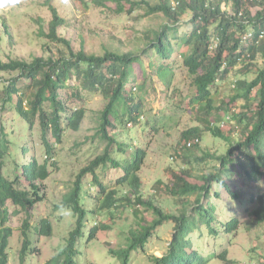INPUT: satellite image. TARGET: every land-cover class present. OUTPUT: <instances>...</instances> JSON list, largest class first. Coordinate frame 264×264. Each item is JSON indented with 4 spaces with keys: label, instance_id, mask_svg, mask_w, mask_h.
I'll return each mask as SVG.
<instances>
[{
    "label": "trees",
    "instance_id": "obj_1",
    "mask_svg": "<svg viewBox=\"0 0 264 264\" xmlns=\"http://www.w3.org/2000/svg\"><path fill=\"white\" fill-rule=\"evenodd\" d=\"M52 1L44 0L52 12L46 36L51 41L65 43L69 54L57 58L34 57L31 61L0 59V72L17 73L0 87L3 108L10 104L31 131L39 122L45 149L43 162L32 155L27 162L18 163L20 155L16 152L28 155L30 145L16 143L5 125L0 127V264H8L7 250L13 235L12 228L5 226L9 219L7 203L11 201L17 208L28 212L43 200L39 182L47 180L59 168L55 145L62 143L64 133L68 129H81L87 115L84 97L89 92L100 93L108 100L96 134L108 143L81 169L73 187L64 196L62 202L76 216V226L65 247L59 248L45 264H80L78 256L81 251L77 246L85 236V229L88 227V238L93 240L100 231L112 229L109 221L114 222L117 218L115 211L119 209L120 202L133 207L132 211L139 218L124 244L119 249L109 250L120 264H130L131 254L146 250L152 232L166 221L175 222L172 240L162 256H151L152 264H210L213 260L224 264L237 263L229 258L228 249L217 253L196 247L195 243L198 246L202 239L196 240L192 233L202 235L205 232L202 224L216 237L223 232L234 234L239 230L241 222L237 216L230 217L228 221L218 219L217 204L212 198L221 199L219 187L228 190L234 199L240 197L250 204L249 211L254 220L264 223V190L259 192L255 189L259 190V185H264V0H93L101 7L116 5L120 13L145 8L148 14H161L166 19L158 30L145 35L146 44L142 52L149 56L150 69L155 66L153 58L159 57L157 74L166 82L167 88L171 87L174 78L172 59L175 53L176 57L183 58L182 64L188 68L193 85L189 104L197 108L201 124L184 131L181 139L183 148L187 153L194 150L200 142L196 139L200 140L204 130L229 145L225 154L215 156L207 153L199 158L204 161L210 157L219 162L214 172L201 176V184L191 182L184 171L174 175L167 190L172 196L187 199L178 215L167 214L152 201L144 200L139 172L147 158V150L133 149L131 143L132 152L126 155V142L119 141L115 134L118 124L123 130L122 135H125L128 126L132 127L144 117L145 100L143 96L136 98L145 85V81L138 82L137 79L145 77L148 72L141 54L109 48L101 53L88 52L84 48L75 51L70 41L59 35V29L70 23L68 15H62L59 8L64 2H69L68 9L82 11L91 3L87 0H63L61 3L57 0L54 6ZM223 3L231 4L233 13L223 9ZM1 19L6 33L12 38L6 19ZM184 28L189 29V33L178 35V31ZM40 34H45L43 27ZM173 39L180 42L173 44ZM176 47L185 50L174 52ZM233 75L242 77L234 80L230 90H223ZM72 78L76 79V84L69 82ZM64 89L68 90L65 99L61 96ZM136 90L139 93L135 95ZM220 95L223 97L217 101ZM73 100H78L80 105L70 106ZM157 123L155 120L152 127L156 129ZM49 134L54 136V140H50ZM111 171L118 176L105 182L108 175H112ZM234 173L242 177L249 190L229 184L228 175ZM123 186L128 188L125 194L120 192ZM92 187L97 188L95 193L90 191ZM190 197H194V201ZM138 207L151 212L153 220H143L140 217L142 209ZM90 213H104L106 220L99 224L93 220L94 225L87 226L86 217ZM20 231L24 236L20 256L24 259L27 252L33 250L30 249V232L35 231L39 237H51L53 223L44 218L40 226L33 227L27 217ZM221 244L218 242L219 246Z\"/></svg>",
    "mask_w": 264,
    "mask_h": 264
},
{
    "label": "rangeland",
    "instance_id": "obj_2",
    "mask_svg": "<svg viewBox=\"0 0 264 264\" xmlns=\"http://www.w3.org/2000/svg\"><path fill=\"white\" fill-rule=\"evenodd\" d=\"M91 4L88 9L77 11L70 10L69 2L60 6V13L68 15L70 23L59 29V35L70 41V46L79 51L84 48L88 52L101 53L105 48L119 50L122 52L133 51L141 54L144 62V68L148 71L145 77H138V82L145 81L144 90L140 95H136L138 90L134 91L136 98L143 96L145 100L144 117H141L132 127L126 128L125 135H122L121 125L118 124V131H115L119 141L124 140L127 145L126 155H130L132 143L133 149L140 147L147 150V158L142 166L140 176L142 178V195L144 200L152 201L167 214H179L187 199L172 196L167 190L173 183L174 175L184 171L188 179L197 184H201V176L209 174L216 170L215 166L219 164L218 160L210 157L202 161L199 158L207 153L220 156L227 153L229 145L223 139L214 136L211 132L204 130L200 138L199 145L189 153L183 148L184 141L182 135L185 130L194 126H199V112L197 108H192L189 104V97L192 94V78L189 76L188 68L182 64L183 58L176 57L174 54V78L171 87L166 86V82L161 80L157 74L156 65L159 64V57H154V68L149 67V56L142 52L146 41L145 35L148 32L158 30L166 19L161 15H151L145 8L138 9L132 13L124 11L120 13L116 10V5L112 7H101L96 5L93 0H87ZM62 3L63 0H60ZM55 6L57 0H53ZM223 9L233 13L230 5L223 3ZM256 12V8H254ZM5 18L8 24L10 36L6 33L3 26ZM52 12L44 0H0V59L9 61L11 59H25L31 61L34 57H60L69 54V48L63 42L51 41L46 36L49 32ZM42 24V25H41ZM43 27L45 34L41 35ZM189 29L184 28L178 31V35H184ZM179 39H173V44H177ZM180 50H185L181 48ZM179 48H174V52H179ZM136 70H138L136 68ZM137 72V71H135ZM16 74L0 72V87L8 83L9 79ZM134 76V73H133ZM241 78L242 76H238ZM231 76L224 85L223 90H230L234 85V80L238 78ZM76 84V79L69 81ZM131 86L128 87L130 89ZM135 90V89H133ZM61 96L65 99L67 89L63 90ZM70 91V90H69ZM223 95L217 98V101ZM70 106L80 105L78 100H73ZM84 106L87 109L86 118L79 131L68 129L63 136V141L55 145L59 168L56 172L41 184V195L43 200L30 208L28 212L17 208L11 201L8 206V221L6 227L12 228V238L8 248V264H45L62 246L65 247L71 231L76 226V216H60L56 211L57 202H61L64 196L73 187L78 173L87 166L95 155H99L107 145L108 140H101L97 137V126L99 125L102 110L108 103L102 94L89 92L84 97ZM239 106V105H237ZM214 117V116H213ZM0 127L5 125V129L15 142L20 145H30L28 155L22 156L19 151L18 163L27 162L34 155L41 162L45 159L44 147L42 145V131L39 122L33 127V130L27 128V124L10 107V104L3 108V102L0 101ZM15 119V120H14ZM150 120V121H149ZM158 121L156 129L152 126ZM130 128V129H129ZM132 128V129H131ZM221 128L225 130L222 123ZM159 129V131L157 130ZM109 133H113L110 130ZM30 135V138H29ZM50 140L54 136L49 134ZM131 145V146H132ZM15 151V150H14ZM240 172L241 170L238 169ZM7 174V169L5 170ZM112 175L106 179L114 180L118 174L109 172ZM228 173H230L228 171ZM116 175V176H115ZM229 178V179H228ZM227 181L230 185L235 184L240 189L245 187L242 177L237 173L228 175ZM161 182V183H159ZM259 190L263 191L264 185H259ZM127 187H122L121 193L125 194ZM96 187L90 191L95 193ZM217 190L221 193V199H214L217 204V216L219 220L228 221L230 217L237 216L241 225L234 234L221 233L217 237L210 233L204 224L201 228L205 230L202 235L192 233L197 239H202L196 247H204L206 252L220 253L222 250H229V258L235 260V264H264V223H258L251 215L249 208L251 205L243 202L241 198H233L228 190L219 187ZM194 197H190L194 201ZM248 199V195L245 200ZM211 200V201H212ZM213 202V201H212ZM92 208L93 205L89 204ZM254 206V205H252ZM119 209L116 212L117 218L109 221L113 225L112 229L100 231L96 239L88 238V227L85 229V236L78 243L81 254L78 256L80 264H120L119 260L111 255V248L119 249L124 244L130 229L136 226L139 218L129 208L127 203L120 202ZM140 208V207H138ZM140 217L146 221H152L154 215L142 207ZM191 209V207H190ZM191 213V210H190ZM29 217L33 227L40 226V221L49 218L53 223V235L40 236L34 231L30 232L31 247L25 258H21L24 236L20 231L24 220ZM90 218V219H89ZM94 218V219H93ZM88 225L93 226V220L96 224L106 220L104 213H90L86 217ZM175 222L166 221L152 232L149 244L146 250H140L131 254L130 264H152L151 256H162L167 250L172 240V234L175 230ZM222 242L221 246L218 242ZM142 252V253H141ZM23 260V261H22ZM210 264H224L213 260Z\"/></svg>",
    "mask_w": 264,
    "mask_h": 264
},
{
    "label": "clouds",
    "instance_id": "obj_3",
    "mask_svg": "<svg viewBox=\"0 0 264 264\" xmlns=\"http://www.w3.org/2000/svg\"><path fill=\"white\" fill-rule=\"evenodd\" d=\"M57 214L60 216H68L71 215V209L68 208L62 201L57 202L56 204Z\"/></svg>",
    "mask_w": 264,
    "mask_h": 264
},
{
    "label": "built area",
    "instance_id": "obj_4",
    "mask_svg": "<svg viewBox=\"0 0 264 264\" xmlns=\"http://www.w3.org/2000/svg\"><path fill=\"white\" fill-rule=\"evenodd\" d=\"M196 141L199 142L200 140L197 138ZM189 145H191V142H189Z\"/></svg>",
    "mask_w": 264,
    "mask_h": 264
}]
</instances>
